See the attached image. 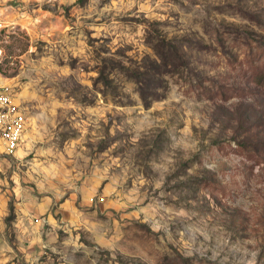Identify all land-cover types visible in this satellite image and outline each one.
I'll list each match as a JSON object with an SVG mask.
<instances>
[{
    "label": "rangeland",
    "instance_id": "374dc122",
    "mask_svg": "<svg viewBox=\"0 0 264 264\" xmlns=\"http://www.w3.org/2000/svg\"><path fill=\"white\" fill-rule=\"evenodd\" d=\"M0 264H264V0H0Z\"/></svg>",
    "mask_w": 264,
    "mask_h": 264
},
{
    "label": "built area",
    "instance_id": "2783aa9c",
    "mask_svg": "<svg viewBox=\"0 0 264 264\" xmlns=\"http://www.w3.org/2000/svg\"><path fill=\"white\" fill-rule=\"evenodd\" d=\"M25 123L26 115L13 101L10 87L0 83V152L11 153L19 146Z\"/></svg>",
    "mask_w": 264,
    "mask_h": 264
},
{
    "label": "trees",
    "instance_id": "16d2710c",
    "mask_svg": "<svg viewBox=\"0 0 264 264\" xmlns=\"http://www.w3.org/2000/svg\"><path fill=\"white\" fill-rule=\"evenodd\" d=\"M257 81L264 84V68L257 74Z\"/></svg>",
    "mask_w": 264,
    "mask_h": 264
}]
</instances>
